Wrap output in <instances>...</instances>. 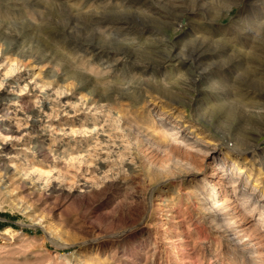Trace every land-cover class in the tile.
<instances>
[{
    "label": "rangeland",
    "instance_id": "374dc122",
    "mask_svg": "<svg viewBox=\"0 0 264 264\" xmlns=\"http://www.w3.org/2000/svg\"><path fill=\"white\" fill-rule=\"evenodd\" d=\"M9 44L15 49L5 51ZM0 51L2 73L14 59H29L24 78L39 73L40 83L53 82L52 92L63 87L70 106L90 104L54 116L56 127L65 120L91 128L92 119L100 125L111 116L115 137L101 150L90 132L33 134L31 141L44 140L36 167L61 171L63 183L42 192L15 180L0 190V264H264V219L252 209L264 196V0H0ZM18 72L9 79L17 81ZM4 84L2 96L19 92L17 83ZM32 92L9 112L1 107L0 123L16 109H33ZM96 101L112 115L95 109ZM177 133L199 134L223 150L236 134L249 138L251 148L234 166L236 174L244 170L240 187L253 191L244 209L236 203L244 194L229 195L228 179H221L228 205L217 212L199 202L190 180L199 173L173 166L189 157L191 144L176 145L170 135ZM13 138L7 143L19 150L22 141ZM83 153L93 165L68 159ZM216 168L214 161L205 172ZM230 229L244 230L248 244L229 241Z\"/></svg>",
    "mask_w": 264,
    "mask_h": 264
},
{
    "label": "bare ground",
    "instance_id": "6f19581e",
    "mask_svg": "<svg viewBox=\"0 0 264 264\" xmlns=\"http://www.w3.org/2000/svg\"><path fill=\"white\" fill-rule=\"evenodd\" d=\"M52 35V34H51ZM6 36V35H4ZM3 43V42H2ZM14 43V42H13ZM13 45V44H12ZM11 44H9V46L7 47V49L5 48V51H9V50H14L15 47H13ZM2 46V44H1ZM49 49V47H48ZM16 50H17V47H16ZM1 52V51H0ZM30 52V51H29ZM1 54V53H0ZM5 55V54H4ZM36 55V54H35ZM33 55V56H35ZM42 55V54H41ZM8 56V54H7ZM16 56V55H15ZM43 56V55H42ZM37 57V56H36ZM47 57V56H46ZM10 57H8V61L9 60H12V59H9ZM12 58V57H11ZM38 58V57H37ZM42 58V57H41ZM1 59H4V58H1ZM14 59V58H13ZM3 61V60H2ZM6 61V59H5ZM7 61V62H8ZM29 61V59H27L25 61V59H19L16 61V59H14L13 61H11L12 63L7 66H4V72L2 73V71H0V87L2 84H4L5 82H9L11 81V83H17V85L14 87V89L16 88L19 92L16 91L15 95H8V92L6 94V96H2L0 94V108L2 107V109L4 110V108H6V112H9V110L11 109V107L13 105H15L14 107H18L17 105L19 104L18 102H20V98H22V94L24 93V91H33L32 93L35 94V98H37V102L34 106L33 109H31L30 111H23L21 113H18L20 111H18V109H13L15 113V118L12 119V120H9L7 123L5 121H3L2 123H0V190L2 191H5V189L7 190L8 187L12 186L10 185L13 181L15 180H19L20 181H23L25 182L26 185H29L31 188H33L34 191H37V190H41L42 192L45 191V190H49L53 184L56 185V183L54 182H57L59 181V179L61 178L60 176H63L62 174H60V172H57V173H53V174H47V171L44 170L42 167H36L35 165V162L33 161L37 155L39 156L40 154H42V151H43V145L44 143H42V141L44 140H40V139H35L34 141H31V139L33 138V134L34 133H41V135H45L48 133H51L52 135V131H54V129L56 128L59 134V132H61V134L63 135H68V137H74L75 135L77 134H87L88 132H90L92 135H94L98 141H96L97 143L96 144H101L100 148L102 147V145H108V143L112 140V138H115L113 137V133L111 132L112 128L111 126L109 127L108 124L109 120L110 119V115H112V111H110V109L108 107H105L107 106L106 104H100L99 101H96L94 102V105H91V107L94 106L95 109H101V112H103L104 110L106 111H109V115L110 117L108 118H105L104 120L102 119V124L99 125V122L97 121H100L98 120V118H95V119H92L93 121V126L91 125V128L90 126L89 127H86L88 125H86L85 127H83L84 124H80L79 126L76 125H66L67 122L64 120L63 122H61V124L63 123L62 126L60 127H56L55 126V123H53L51 121V119L54 118V116H58V114H61V112H66V113H75L79 110H82L84 108H87V107H90L86 102V106L84 103H82V105H84L83 107H75L76 105L74 106H70V104L68 103V101H64L62 100L63 96L62 94H65V91H63V87H59L58 89H54V93L51 91L53 90V88L55 87L53 82L52 81H49V82H46V81H43L41 80V83L40 81L36 80L37 76L39 77V73L37 75H34L33 77H31V79H26L24 78V72H21L20 71V68L22 66H25L26 65V62ZM4 63V62H3ZM6 63V62H5ZM3 65V64H2ZM0 65V67L2 66ZM25 68V67H24ZM2 69V70H3ZM23 69V67L21 68ZM18 70L20 72H18ZM25 70V69H24ZM18 72L19 75H18V80L15 82L12 81V79H9L10 75H12L14 72ZM32 75V74H31ZM13 76V75H12ZM57 75L54 74L53 77H56ZM60 76V75H59ZM58 76V77H59ZM63 75H61L62 77ZM60 78V77H59ZM40 80V78H39ZM53 80V79H52ZM4 85H7L8 86V83L4 84ZM87 85V84H86ZM90 85V84H88ZM3 86V85H2ZM10 86V84H9ZM11 87V86H10ZM64 90H66V88H64ZM12 91H14L12 89ZM11 91V92H12ZM69 91V90H68ZM67 91V93H68ZM169 92V91H168ZM62 93V94H61ZM97 93V92H96ZM99 93V92H98ZM59 94H61V96H59ZM91 94H93V91L91 92ZM52 95H54V97H52ZM94 95V94H93ZM98 95V94H97ZM58 96V98H56ZM56 98V100H55ZM91 98V96H90ZM97 100V99H96ZM86 101V100H84ZM95 101V100H93ZM80 105V104H79ZM78 106V105H77ZM69 108V109H68ZM92 108V109H94ZM106 108V109H105ZM20 109V107H19ZM104 109V110H103ZM22 111V109H21ZM91 112V110H89ZM96 111V110H95ZM104 111V112H105ZM63 112V113H64ZM97 112V111H96ZM181 112V111H179ZM11 113V112H10ZM13 113V112H12ZM99 113V112H97ZM111 113V114H110ZM182 113V112H181ZM4 114V112L2 113ZM179 114V113H178ZM177 114V115H178ZM8 115V114H6ZM11 115V114H10ZM94 115V114H93ZM104 115V114H103ZM107 115V114H106ZM181 115V114H180ZM179 115V116H180ZM9 116V115H8ZM95 116V115H94ZM105 116V115H104ZM45 117H47V119H45ZM106 117V116H105ZM181 117V116H180ZM114 118H116L114 116ZM119 118V116H118ZM117 119V118H116ZM116 119H113V120H116ZM112 120V121H113ZM120 120V119H119ZM118 121V120H117ZM111 123V122H110ZM115 124L117 122H114ZM176 124V123H175ZM173 124L174 127H178L177 124L175 125ZM59 125V124H58ZM120 126V125H119ZM139 127V126H138ZM115 128V127H114ZM197 128V127H196ZM116 129V128H115ZM114 129V130H115ZM142 129V128H141ZM195 129V128H194ZM120 130V128H119ZM141 131L140 128H137V131ZM143 130V129H142ZM156 130V129H155ZM161 130V129H160ZM174 130V129H173ZM113 131V130H112ZM175 131V130H174ZM120 132V131H118ZM116 133L117 135L119 134V136L121 135L120 133ZM122 132V131H121ZM124 132V131H123ZM147 132V131H146ZM115 133V132H114ZM125 133V132H124ZM123 133V135H124ZM149 133V132H148ZM154 133V132H153ZM160 133V132H159ZM162 133V132H161ZM115 134V135H116ZM140 134V133H139ZM246 134V133H245ZM50 135V134H49ZM62 135V136H63ZM126 135V134H125ZM158 135V134H156ZM162 135V134H161ZM237 136H235L232 143H222L221 147H225L226 149H221V148H217V146H215L214 144L216 143L215 141L213 140H208V139H205L203 138V136H199L198 135H191V136H187L188 138H184V136H182V134L180 133H177V134H174V135H170L172 137V139H174L177 143L176 145H180V146H183L181 145L183 143V140L184 142L190 144L189 147H188V151L187 152V155L189 154V157L190 155H193L192 158L190 160H188L189 157H187L186 160H178L176 159L175 163H174V168H176L178 171L180 172H197L199 173V176H194L192 179L190 180H193V187H192V191L193 193L196 194V196H198V200L199 202L206 208H211L212 211H219L220 209H222L224 206L228 205L227 202H226V195L228 193L227 190H223V186H221L222 184V181L221 179H228V183L230 186H232V189H231V194H234L235 197H236V194H240V193H243L244 194V197L242 198V200H236V203L238 205H240V207L244 206V204L248 201L249 197L253 194V191H250L248 192L247 191V185L245 184V187H240V184H239V179L241 178V173L244 171L243 169H240L238 172V174H236V172H234V166H236L238 164L239 161H241V155L244 154L246 155V151L251 148V143H250V140L249 138L244 135V134H241V135H238L236 134ZM61 136V135H60ZM61 136V137H62ZM88 136V135H87ZM118 136V137H119ZM145 136V135H144ZM147 136V135H146ZM12 138L14 137L13 139H17L16 140L17 142L19 140L22 141V147L19 148V150H16L15 146H10L8 143H7V140L8 138ZM40 137V136H39ZM56 137H59L57 135L54 136V140H56ZM125 137V136H124ZM91 138V137H90ZM89 138V139H90ZM117 138V136H116ZM121 138V136L119 137V139ZM123 138V137H122ZM121 138V139H122ZM61 139V138H60ZM95 139V140H97ZM124 139V138H123ZM149 139H153V137L149 136ZM28 140L31 141L28 143ZM92 140V139H91ZM90 140V141H91ZM157 140V139H155ZM59 141V139L57 140ZM56 141V142H57ZM93 141V140H92ZM113 141V140H112ZM120 141V140H119ZM124 141V140H123ZM126 141V140H125ZM150 141V140H149ZM173 141V140H172ZM223 141V140H221ZM114 142V141H113ZM121 142V141H120ZM152 142V141H151ZM162 142V141H161ZM160 141H155V143L159 146L161 145H166L161 143ZM252 142V141H251ZM117 143V142H116ZM220 143V142H219ZM253 143V142H252ZM14 144V143H13ZM110 144V143H109ZM114 144V143H112ZM173 144H174V141H173ZM186 145V144H185ZM184 145V147H185ZM46 146V145H45ZM44 146V148L46 149V147ZM120 146V145H119ZM19 147V146H18ZM108 147V146H107ZM112 147V146H111ZM114 147V145H113ZM112 147V148H113ZM115 147H118L117 144H115ZM124 147V146H123ZM128 147V146H127ZM49 148V146L47 147V149ZM103 148V147H102ZM126 148V147H125ZM182 148V147H180ZM110 149V147L108 148ZM122 149V148H120ZM102 150V149H101ZM107 150V149H106ZM124 150V148L122 149ZM127 150V148L125 149ZM240 150V151H239ZM91 151V150H90ZM111 151V150H110ZM121 151V150H120ZM236 151H239V152H236ZM44 152V151H43ZM47 152V151H46ZM52 152V151H51ZM97 152V151H96ZM102 152V151H100ZM105 152V150H104ZM109 152V151H108ZM116 152V151H115ZM175 152V151H174ZM45 153V152H44ZM93 153V152H91ZM99 153V152H98ZM106 153V152H105ZM103 153V154H105ZM110 153V152H109ZM107 153V154H109ZM118 153H120L118 151ZM124 153V151H123ZM200 154L201 157L199 156L198 159H196L194 156L196 154ZM48 154H52V153H48ZM47 154V155H48ZM54 154V153H53ZM96 154V153H95ZM102 154V153H100ZM112 154V152L110 153ZM114 154L116 153H113V157H114ZM122 154V153H120ZM119 154V156H120ZM44 155V154H43ZM47 155H44L47 156ZM55 155V154H54ZM97 155V154H96ZM99 155V154H98ZM106 155V154H105ZM186 155V156H187ZM212 156V159H208L209 157L208 156ZM57 156V155H56ZM89 156V155H88ZM116 156V155H115ZM53 157V156H52ZM58 157V156H57ZM55 157V158H57ZM110 158V157H108ZM112 158V157H111ZM117 159V157H114V159ZM119 158V157H118ZM121 158V156H120ZM125 157H123V154H122V159H124ZM200 158V159H199ZM68 159H72V160H77L78 164H83V163H88V165H93L94 163L91 161L90 162V159H91V156H90V159L89 157H87L86 154H77V155H71V157L69 156ZM94 159V158H93ZM102 158L100 157V161L101 163L104 162V160L106 159L107 160V157H104L102 160ZM115 159V160H116ZM36 160V159H35ZM41 160V159H39ZM95 160V159H94ZM118 160V159H117ZM116 160V161H117ZM127 160V158H126ZM129 163L131 162L132 159H129ZM192 160V161H191ZM232 161V164L231 166L229 165V161ZM33 161V162H32ZM99 161V160H98ZM110 161H113L110 160ZM109 161V162H110ZM120 161V160H119ZM122 163H125V160H121ZM120 161V162H121ZM135 161V159H134ZM214 161H217V168L215 169V171L212 172V174H208L205 172V170L210 167V165L214 162ZM43 162V161H41ZM72 162V161H71ZM70 162V163H71ZM128 162V161H127ZM133 162V160H132ZM38 163V162H37ZM74 163V162H73ZM99 163V164H101ZM119 163V162H118ZM136 163V162H135ZM43 164V163H42ZM98 164V163H97ZM96 164V165H97ZM105 164V163H103ZM108 164V163H107ZM117 164V163H116ZM128 164V163H127ZM71 165V164H70ZM121 165V163H120ZM130 166V164H128ZM135 165V164H134ZM137 165V164H136ZM73 166V165H72ZM103 166V165H101ZM117 166V165H116ZM123 165H121L122 167ZM128 166V167H129ZM156 166V165H155ZM233 166V167H232ZM78 170L80 168V166H78ZM120 167V169H121ZM135 167V166H133ZM73 168H75L73 166ZM86 167H84L85 169ZM115 168V167H114ZM117 168V167H116ZM119 168V166H118ZM123 168V167H122ZM125 168V167H124ZM77 169V167H76ZM105 169V168H104ZM103 169V170H104ZM132 169V167H131ZM135 169V168H134ZM175 169V170H176ZM49 170V169H48ZM77 170V171H78ZM87 170V169H86ZM85 170V171H86ZM107 169H105L106 171ZM169 170V169H168ZM82 171V170H81ZM99 172V170H97ZM104 171V173H105ZM125 171H127L125 169ZM124 171V173H125ZM50 172V171H49ZM79 172V171H78ZM84 172V170H83ZM90 172L89 170L86 171V173ZM101 172V171H100ZM108 173H110L108 170L106 171ZM119 172V171H118ZM122 172H123V169H122ZM121 172V173H122ZM133 172V171H132ZM170 172V171H169ZM172 172V171H171ZM74 173V172H73ZM85 173V174H86ZM94 173V172H93ZM97 173V172H96ZM75 174V173H74ZM83 174V173H81ZM103 174V172H102ZM101 174V175H102ZM114 174V173H113ZM112 174V175H113ZM241 174V175H240ZM95 175V174H94ZM101 175L99 177H101ZM109 175V174H108ZM115 175V174H114ZM117 175V174H116ZM125 175V174H124ZM79 176H82L79 174ZM78 176V177H79ZM96 176V175H95ZM103 176V175H102ZM84 177V175H83ZM82 177V178H83ZM91 177V176H90ZM104 177V176H103ZM102 177V178H103ZM106 179H107V176H105ZM65 178V177H63ZM85 178H86V175H85ZM83 178V179H85ZM92 178V177H91ZM116 178V177H115ZM114 178V179H115ZM62 179V178H61ZM60 179V181H61ZM101 179V178H100ZM99 179V180H100ZM63 180V179H62ZM94 180V178H93ZM98 180V179H97ZM59 181V182H60ZM89 181V180H88ZM19 182H17V184H19ZM62 182V181H61ZM84 182H86V184L88 183L87 180H85ZM95 182V181H94ZM194 182L196 184H194ZM249 182V181H248ZM247 182V183H248ZM15 183V182H14ZM63 183V182H62ZM97 183V182H96ZM95 183V184H96ZM21 184V183H20ZM85 184V183H84ZM90 183H88L89 185ZM93 184V182H92ZM54 185V186H55ZM87 185V186H88ZM53 186V187H54ZM86 186V187H87ZM90 186V185H89ZM94 186V184H93ZM257 186V184H256ZM27 187V186H26ZM238 188V189H237ZM31 190V189H30ZM254 190V189H253ZM238 191V193H236ZM39 192V191H38ZM225 197L222 199V197ZM222 199V200H221ZM233 200L230 198H228V200ZM229 200V201H230ZM231 202V201H230ZM236 205V204H234ZM237 205V206H238ZM29 207V206H28ZM32 207V206H31ZM33 208V207H32ZM244 209V207H242ZM241 208V209H242ZM257 208H260L261 209V214L259 215L261 219H264V196L263 197H260L259 199L257 198V200L254 202L253 206H252V209H257ZM28 210V209H27ZM31 210V209H30ZM246 211V210H245ZM248 211V210H247ZM244 212V211H243ZM250 211H248V214H249ZM247 213V212H246ZM247 215V214H246ZM233 217V216H232ZM244 217V216H243ZM229 218V217H228ZM225 222L227 221V219H225ZM230 220V219H229ZM232 220V219H231ZM234 220V219H233ZM232 220V221H233ZM231 221V222H232ZM258 222V221H257ZM256 222V224H257ZM229 223V221H228ZM236 223V221H235ZM234 223V224H235ZM255 224V223H254ZM228 226V225H227ZM231 226V225H230ZM229 226V227H230ZM257 226V225H256ZM12 228L11 227H6V230L7 231H12L11 230ZM229 229V228H228ZM244 229V228H242ZM231 231L227 232V239L230 241H233V243H235L236 246H243V245H246L248 244L247 242L245 243V240L248 239L247 236H245V234H242V232L245 230H236V231H232V229H230ZM247 237V238H245Z\"/></svg>",
    "mask_w": 264,
    "mask_h": 264
}]
</instances>
